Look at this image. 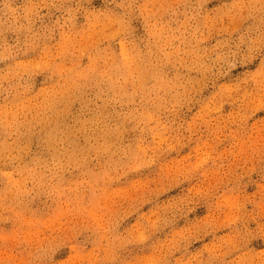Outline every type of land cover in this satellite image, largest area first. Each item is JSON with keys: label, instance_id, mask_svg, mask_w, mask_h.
Masks as SVG:
<instances>
[{"label": "clouds", "instance_id": "1", "mask_svg": "<svg viewBox=\"0 0 264 264\" xmlns=\"http://www.w3.org/2000/svg\"><path fill=\"white\" fill-rule=\"evenodd\" d=\"M0 264H264V0H0Z\"/></svg>", "mask_w": 264, "mask_h": 264}]
</instances>
